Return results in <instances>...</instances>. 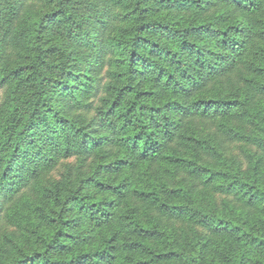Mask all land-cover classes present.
<instances>
[{
  "label": "trees",
  "instance_id": "obj_1",
  "mask_svg": "<svg viewBox=\"0 0 264 264\" xmlns=\"http://www.w3.org/2000/svg\"><path fill=\"white\" fill-rule=\"evenodd\" d=\"M44 1L0 0V264H264V0Z\"/></svg>",
  "mask_w": 264,
  "mask_h": 264
},
{
  "label": "rangeland",
  "instance_id": "obj_2",
  "mask_svg": "<svg viewBox=\"0 0 264 264\" xmlns=\"http://www.w3.org/2000/svg\"><path fill=\"white\" fill-rule=\"evenodd\" d=\"M111 0H78L75 4H74V9L77 11V13L79 14V16L81 17V20L84 22V24H86L87 26H93V20L95 19V14H96V10L95 7H93V3H95L96 9L97 8H104L107 7L106 5H109L110 3H108ZM111 5L115 8L113 2L111 3ZM50 4L46 3V1L44 0H33L32 4H31V9L34 10L36 9H41L44 10L46 8H49ZM119 7H116L115 10H118ZM88 16V17H86ZM87 58V57H86ZM85 58V59H86ZM86 62L84 61L83 64H85ZM4 90L0 89V99L4 96ZM242 148L243 147H238V144H231L230 146V153L234 156H236L237 158H242L241 154H242ZM254 149V148H251ZM76 164V160L75 159H67L64 160L53 172L51 175L52 179H58L61 178L62 175L65 173V171L67 170V168L71 165H75ZM3 241V237L2 234L0 232V242Z\"/></svg>",
  "mask_w": 264,
  "mask_h": 264
}]
</instances>
